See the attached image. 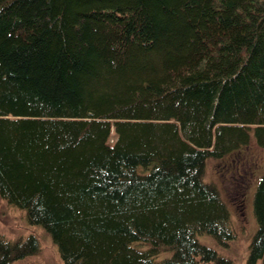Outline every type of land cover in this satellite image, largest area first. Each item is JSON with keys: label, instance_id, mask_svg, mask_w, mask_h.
<instances>
[{"label": "trees", "instance_id": "16d2710c", "mask_svg": "<svg viewBox=\"0 0 264 264\" xmlns=\"http://www.w3.org/2000/svg\"><path fill=\"white\" fill-rule=\"evenodd\" d=\"M263 154L264 0H0V197L66 264H233L198 239L235 236L207 160ZM254 207L264 264V172ZM38 249L0 234V264Z\"/></svg>", "mask_w": 264, "mask_h": 264}, {"label": "rangeland", "instance_id": "374dc122", "mask_svg": "<svg viewBox=\"0 0 264 264\" xmlns=\"http://www.w3.org/2000/svg\"><path fill=\"white\" fill-rule=\"evenodd\" d=\"M222 161L225 164L226 160L222 159ZM220 162L221 160L208 159L204 178L206 182L215 184L220 190L223 201H226L230 210L236 234L233 239L226 242H221L208 233L199 234L198 239L201 243L216 249L221 256L229 258L233 264H248L250 243L259 227L254 211V195L260 175L264 171L252 172L251 168L246 171L243 169L244 163L235 169L228 165L225 168L219 164ZM262 165H264V154L261 161H258V168ZM258 168L255 167L254 170H258ZM240 172L243 173L241 177L237 175ZM243 181H245L243 184L240 183ZM241 184L247 186L248 190L245 196H242L244 186L238 187ZM0 234L11 240L26 239L30 234L38 238L39 249L37 251L15 258L11 264H66L60 254L58 243L53 239L51 233L43 225L30 222L24 207L12 204L1 197ZM256 264H263L261 258L257 260Z\"/></svg>", "mask_w": 264, "mask_h": 264}, {"label": "bare ground", "instance_id": "6f19581e", "mask_svg": "<svg viewBox=\"0 0 264 264\" xmlns=\"http://www.w3.org/2000/svg\"><path fill=\"white\" fill-rule=\"evenodd\" d=\"M231 222V221H230ZM257 223V222H256ZM235 230V229H234ZM236 234V233H235Z\"/></svg>", "mask_w": 264, "mask_h": 264}]
</instances>
